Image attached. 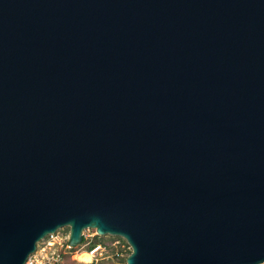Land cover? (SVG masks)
<instances>
[{
	"label": "water",
	"instance_id": "1",
	"mask_svg": "<svg viewBox=\"0 0 264 264\" xmlns=\"http://www.w3.org/2000/svg\"><path fill=\"white\" fill-rule=\"evenodd\" d=\"M63 226L264 263V0H0V264Z\"/></svg>",
	"mask_w": 264,
	"mask_h": 264
},
{
	"label": "rangeland",
	"instance_id": "2",
	"mask_svg": "<svg viewBox=\"0 0 264 264\" xmlns=\"http://www.w3.org/2000/svg\"><path fill=\"white\" fill-rule=\"evenodd\" d=\"M58 229L64 235L68 234L67 226H63ZM84 232L86 234V238L89 239L93 237L94 239H99L100 242L105 244L104 249L101 253L96 254V258L92 259L91 264H126L125 256L129 253L128 250H130V248L123 238L115 235H99L95 233L93 228H86L84 229ZM86 238L77 246H73L72 249H69V252L63 257V260L69 261L73 259L75 262H90L80 260L77 257V253L87 251L85 250V245L87 244Z\"/></svg>",
	"mask_w": 264,
	"mask_h": 264
},
{
	"label": "built area",
	"instance_id": "3",
	"mask_svg": "<svg viewBox=\"0 0 264 264\" xmlns=\"http://www.w3.org/2000/svg\"><path fill=\"white\" fill-rule=\"evenodd\" d=\"M83 237L86 238L84 229ZM105 244L96 243L87 251L91 254V259L96 258V254L101 253ZM71 246L67 243V234H63L59 229L46 234L36 243L35 250L28 255L25 264H63V255L69 252ZM264 264V263H260Z\"/></svg>",
	"mask_w": 264,
	"mask_h": 264
},
{
	"label": "trees",
	"instance_id": "4",
	"mask_svg": "<svg viewBox=\"0 0 264 264\" xmlns=\"http://www.w3.org/2000/svg\"><path fill=\"white\" fill-rule=\"evenodd\" d=\"M96 235V234H95ZM96 237V236H95ZM84 239H85V237H83L82 238V241H84ZM87 240V244L85 245V250H88V249H90V247L91 246H93L94 244H96V243H99L100 242V240L99 239H94L93 237H91V238H86ZM100 243H102V242H100ZM73 248V246H71V248L70 249H72ZM128 251H130V250H128ZM65 256V254L63 255V257ZM63 264H91V261L90 262H75V260H69V261H64L63 260Z\"/></svg>",
	"mask_w": 264,
	"mask_h": 264
},
{
	"label": "bare ground",
	"instance_id": "5",
	"mask_svg": "<svg viewBox=\"0 0 264 264\" xmlns=\"http://www.w3.org/2000/svg\"><path fill=\"white\" fill-rule=\"evenodd\" d=\"M77 257L83 261H89L91 259V254L88 251H81L77 253Z\"/></svg>",
	"mask_w": 264,
	"mask_h": 264
}]
</instances>
